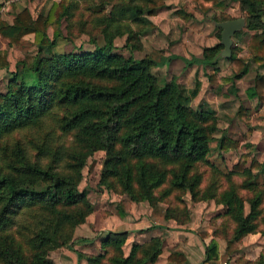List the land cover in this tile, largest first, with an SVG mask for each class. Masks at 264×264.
I'll list each match as a JSON object with an SVG mask.
<instances>
[{
    "label": "trees",
    "instance_id": "1",
    "mask_svg": "<svg viewBox=\"0 0 264 264\" xmlns=\"http://www.w3.org/2000/svg\"><path fill=\"white\" fill-rule=\"evenodd\" d=\"M109 1L98 0L91 10H103ZM203 1L215 7L224 6V0ZM228 1L238 3L246 15V29L254 32L250 34L245 57L236 56L233 45L228 57L232 79H240L250 71L251 63L264 67V0ZM126 3L116 4L119 7L117 14L110 11L100 17L104 44L95 45L92 51L55 53L44 58L36 56L22 70L24 74L32 72L31 81L27 82L26 77L21 76L19 83L12 87L20 75L14 72L7 92L0 94V140L15 132L41 129L43 125L48 127L33 135L27 143L16 139L0 152V264H51L46 250L66 245L74 227L84 222L92 210L85 191H80L78 184L85 159L97 150L105 152L101 180L116 177L132 198L135 189L138 198L151 199L153 190L168 178L161 168L166 164L171 165L172 170L170 187L164 192L169 193L171 188L193 192L200 183V176L191 172L195 165L207 162L216 128L212 113L202 107L189 106L198 83L187 93L175 80L159 83L152 68L180 58L186 67L214 66L209 74L213 81L220 58L219 45L204 49L202 57L171 55L161 57L160 61L133 55L125 58L112 53L114 38L123 32L119 18L128 14L139 21L144 14L153 16L165 6L164 0H127ZM70 5V0H59L51 4L47 13L36 17L28 8L18 11L11 22L0 17V38L9 44H18L24 36L32 34L38 53L48 52L59 32L56 29L50 38L47 29L59 24ZM1 6L0 3V9ZM239 34L241 32L235 33ZM212 50L214 52L208 55L207 51ZM8 66L6 55L0 53V70ZM248 95L251 98L257 95L260 102H264V73L255 79ZM48 118L52 125L45 123ZM55 127L61 135H70L71 141L61 140ZM238 146L239 141L230 137H222L218 144L220 151ZM247 158L242 155L241 161L233 165L232 172L244 174L252 173L253 169H264V162L255 159L246 167ZM252 184L247 181L245 186ZM221 202L227 205L228 214L237 223L233 242L257 232L255 218L261 214L260 195L250 200L247 214L243 200L233 186L223 192ZM35 211L38 212L36 215ZM262 220L264 224V215ZM18 221L22 223L15 229L13 226ZM125 234L110 233L101 246L105 249L112 246L115 253L110 257H106L107 251L84 255L87 264L156 262L162 249L159 239L154 238L148 244L134 243L124 255ZM201 237H205L204 233ZM23 238L29 242L30 253L25 252L27 247H24ZM232 241H228L227 251L232 250ZM216 251L217 244L212 240L205 247L204 264H218L214 260ZM167 260L172 264H183L187 259L181 253L173 252Z\"/></svg>",
    "mask_w": 264,
    "mask_h": 264
},
{
    "label": "rangeland",
    "instance_id": "2",
    "mask_svg": "<svg viewBox=\"0 0 264 264\" xmlns=\"http://www.w3.org/2000/svg\"><path fill=\"white\" fill-rule=\"evenodd\" d=\"M54 1L59 0H0V17L11 22L23 8H28L32 16L36 17L47 13ZM70 1L68 12L59 24L47 29L50 38L56 29L59 32L50 51L38 53L32 34L24 36L18 44H9L0 38V53L5 54L9 62L7 69L0 70V94L7 92L14 72L20 75L11 84L12 87L19 83L21 76L26 77L27 82L31 81L32 72L24 74L22 70L36 56L44 58L55 53L92 51L95 45L104 44L100 17L108 15L110 11L117 14L119 7L116 4L126 3L127 0H110L105 9L97 12L92 11L91 7L98 0ZM164 3L165 6L159 8L155 15L144 14L139 21L128 14L119 18L123 32L114 38L111 52L125 58L133 55L135 58L152 57L157 61L171 55L202 57L204 49L215 45H219L217 48L221 52L224 48L220 43L221 28L216 25L218 21L213 19L243 17L245 25L238 31L241 34L234 35L232 39L236 56L247 55L249 37L254 32L246 29V15L238 3L224 0L223 7H215L203 0H164ZM143 4L147 6V3ZM213 52L207 51V54ZM216 67L213 81H210L209 74L214 66L186 67L180 58H173L162 67L152 68L159 83L175 80L187 93L195 89L198 83L195 96L188 102L189 106L202 107L212 113L216 128L212 133L207 162L195 165L191 172L200 176V183L194 187V191L171 188L169 193L164 192L170 187L169 173L172 170V166L166 164L159 166L166 171L168 178L162 186L153 190L152 198H138L135 189V197L132 198L116 177L101 180L105 152L95 151L85 159L78 184V189L85 191L92 210L84 222L74 227L66 245L46 250V257L51 264H87L84 255L103 251H107L106 257H110L115 253L113 247L105 249L101 244L110 233L121 232L127 235L122 243L124 255L129 253L134 243L148 244L154 238L159 239L161 253L156 262L149 264H172L167 257L173 252L185 255L187 260L183 264H204L205 247L212 240L217 244L214 260L218 264H264V169H253L252 173L244 174L232 172L233 165L241 161L242 155L248 156L246 167L251 165L252 159L264 162V109L259 108L257 95L253 98L248 95V89L253 88L255 79L264 73V67L251 63V72L241 79H232V68L227 57L220 55ZM45 123L53 124L50 118ZM44 129L48 127L43 125L41 129L33 128L3 137L0 140V152H3L6 144L10 145L16 139L27 143L33 135L44 132ZM55 130L61 140L66 139V143L71 141L70 135H61L56 127ZM222 137L238 140V148L220 151L218 144ZM247 181L253 184L246 187ZM231 186L243 200L245 214L250 210L251 199L256 195L262 198L259 206L261 214L255 218L257 232L248 233L234 242L232 239L237 223L228 214L227 205L221 202L223 192ZM37 213L35 211L34 215ZM21 223L18 221L13 227L16 229ZM149 230L154 232L145 234ZM202 233L204 238L201 237ZM23 240L24 247H27L25 252L30 253L27 238ZM229 240L232 241L231 251L226 250Z\"/></svg>",
    "mask_w": 264,
    "mask_h": 264
},
{
    "label": "water",
    "instance_id": "3",
    "mask_svg": "<svg viewBox=\"0 0 264 264\" xmlns=\"http://www.w3.org/2000/svg\"><path fill=\"white\" fill-rule=\"evenodd\" d=\"M216 25L221 28V41L223 45V50L220 52L221 56L230 57L231 47L233 45V36L235 33L240 31L245 25V19L243 17L234 18L230 20H225L217 22Z\"/></svg>",
    "mask_w": 264,
    "mask_h": 264
},
{
    "label": "crops",
    "instance_id": "4",
    "mask_svg": "<svg viewBox=\"0 0 264 264\" xmlns=\"http://www.w3.org/2000/svg\"><path fill=\"white\" fill-rule=\"evenodd\" d=\"M249 72H251V71H249ZM248 72V73H249ZM241 79V78H240ZM259 108H261V109H264V102H260V105H259ZM119 232H121V231H119ZM151 232H154L153 230H149L148 232H145V234H148V233H151ZM129 233V232H128ZM143 233H141L140 235H139V237L142 235ZM133 235V234H132ZM137 236V235H136ZM138 240V242H139V239H137Z\"/></svg>",
    "mask_w": 264,
    "mask_h": 264
}]
</instances>
